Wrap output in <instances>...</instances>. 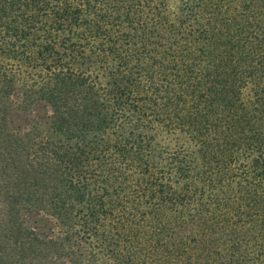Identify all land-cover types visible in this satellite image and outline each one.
I'll return each mask as SVG.
<instances>
[{"label":"trees","instance_id":"16d2710c","mask_svg":"<svg viewBox=\"0 0 264 264\" xmlns=\"http://www.w3.org/2000/svg\"><path fill=\"white\" fill-rule=\"evenodd\" d=\"M118 1L0 0L1 179L56 226L44 236L9 227L6 263L264 264V48L246 30L255 0H179L176 22L139 35L143 50L151 41L164 55L151 58L164 78L125 76L121 58L103 84L86 65L115 51L107 17ZM124 1L135 4L126 21L160 13L153 0ZM85 31L97 48L76 40ZM167 32L202 43L192 60L213 58L195 85L192 62L162 47ZM23 59L38 73L20 78ZM205 78L216 82L207 112L200 102L213 99L195 89ZM250 81L255 106L241 98ZM12 95L45 102L46 134L5 127Z\"/></svg>","mask_w":264,"mask_h":264},{"label":"rangeland","instance_id":"374dc122","mask_svg":"<svg viewBox=\"0 0 264 264\" xmlns=\"http://www.w3.org/2000/svg\"><path fill=\"white\" fill-rule=\"evenodd\" d=\"M251 2L252 0H250V3ZM151 3L152 7L157 6L156 8H158V11L160 13L156 14L155 16H153L154 14L152 13L147 14V16L145 17V23L143 25H138L136 17L128 21L122 19V14L127 11L126 9H133L135 7V4L130 5L124 0H119L118 2H116L114 7L116 11L114 13H111L112 15L110 16V18L107 17V19L113 24L110 26V28L113 34V46L115 47V51H105L106 58L99 59V62L91 60V62H89V65H86L87 70L91 72L92 76H99V80L101 83L105 84L107 80L109 81L110 71L117 66L116 63H118L121 58H124L128 62L127 67L121 68V72L124 73L125 76L134 78V80H140L145 78L146 76L151 75H157L160 79L164 78L162 77L164 74H167V70L165 69L155 70L159 64L157 61L153 62L154 60L151 59L158 58L159 60H163L162 58L164 55L160 56L159 53H155L154 48L156 47H154L151 41L146 42L147 49L143 50L140 46V37L143 36V31H147V28L153 29L159 27L155 24V22L157 24H160L167 19L169 20L170 24L171 22H176L177 19L180 18L182 5L180 4L179 0H153ZM250 9L251 14H254V16L250 17V23L247 25L246 30H252L256 33V38H262V41L260 43H262V48H264V36L261 35V33L264 32V19L263 21L258 20L260 18L258 16L259 13H264V5L258 0H255L254 3L252 2L250 4ZM158 11L154 12L157 13ZM191 25L194 30L197 29V26L193 22H191ZM141 31L142 33L139 37ZM76 32H79V34L83 33V28ZM134 33H137L138 36H136ZM64 34L66 33H56V36L60 38L61 36H64ZM89 36V32L87 33V31H85L84 35L75 37L76 40L82 43L81 46H83V48L86 50L91 49L92 45L94 47L97 44V41H92ZM169 39V34L167 32L165 34V37L163 38L164 43L162 44V47L165 45L166 48L168 47L169 49V47L171 46V51L175 50V52H178L176 53L177 58L181 59V57H184L187 58V61L192 62L190 63L192 70L191 76L186 74L185 78L189 81L188 83L190 84V86L195 85L197 83V73L198 76H202L203 71L201 70L206 67L204 65L208 62V60H213V58L211 57L210 59V57H207V55L201 53L198 54V57H194V60L188 57L191 50H194L195 47L202 45L201 42L199 43L198 41H194L188 35H186V37L184 38L176 36V33H173L171 37L172 40L168 41ZM87 40H89V43H87ZM108 44L109 43H107L106 45ZM254 44L256 43L254 42ZM163 61L166 62L165 59ZM24 62L25 59H23L21 62H16V66L18 65L19 68H15V73L20 76V78L31 75L30 73H33L36 71V69H39L38 66H33L32 62L28 66ZM179 64L180 63H177V65ZM178 69L179 67L175 66L173 72ZM36 73L38 72L36 71L34 75ZM172 74L173 73L169 71L168 75L172 76ZM175 78V84L174 82L172 84L174 88H178L180 84L177 77ZM214 79L205 78L203 79L205 83L199 84L201 87L195 88L196 90H205V92L210 95L211 100L213 99L212 102H200L199 106L203 108V112H207L208 107H212L216 103V100H214L216 99V82L213 81ZM262 89L264 90V84L262 85ZM109 94L112 95L113 93ZM255 94L254 82L250 81L246 83L245 87L242 89L241 98L245 102H250L252 106H255L256 102L258 101V96H256ZM10 100L11 102L4 115V124L9 131H12L16 134H22L28 130H38L42 133H47V130L51 124V112L47 107L44 106L45 102L43 100L38 99L27 101L17 95H12L10 97ZM213 114L216 118V110L213 112ZM77 141L78 140H75V142ZM205 206L206 208H209L207 202H205ZM9 227L32 231L38 236L47 235L52 230L55 231L56 229L55 217L52 215L50 210H46L44 207L40 206L38 202H36V204H27L22 197L14 194L13 190L1 179L0 174V264H7L2 253V248L4 245V237L7 233L6 230Z\"/></svg>","mask_w":264,"mask_h":264}]
</instances>
